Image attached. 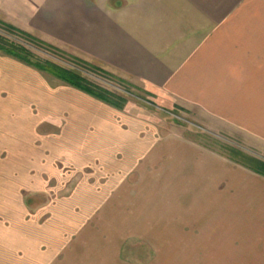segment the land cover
<instances>
[{"label":"crops","instance_id":"obj_1","mask_svg":"<svg viewBox=\"0 0 264 264\" xmlns=\"http://www.w3.org/2000/svg\"><path fill=\"white\" fill-rule=\"evenodd\" d=\"M0 19L164 97L264 104V0H0ZM38 71L0 57V209H14L0 212V264H129L133 240L159 254L173 240L176 264H231L238 245L237 264H264L245 216L151 174V139L109 131L121 110ZM44 122L55 127L40 134Z\"/></svg>","mask_w":264,"mask_h":264},{"label":"rangeland","instance_id":"obj_2","mask_svg":"<svg viewBox=\"0 0 264 264\" xmlns=\"http://www.w3.org/2000/svg\"><path fill=\"white\" fill-rule=\"evenodd\" d=\"M3 23L7 22L0 19V37L24 47L32 54L33 59L41 62L51 61L75 70L88 81L117 95L127 96L128 103L125 108L121 110L122 112L116 113L113 118L118 128L109 131L115 132V136H138L141 139H151L148 149L150 159L148 170L151 174L165 175L164 170H166V175L172 176V181L168 182H172V185L183 186L186 192L189 190L194 200L197 196L200 202H213L214 200L216 204L223 203L225 210H229L232 215L237 212L240 217L245 216L243 219L247 223L245 231L247 245L251 244L255 235L264 239V175L248 168L242 161L244 157L264 161V104L261 107L260 103L256 102V98L249 95L229 97L232 103L228 106L222 104L224 100L219 97L208 98V104L193 103V99L186 102L178 98L164 97L154 91L146 90L138 83L121 79L99 66L89 64L72 49L44 41L13 25L56 47L58 51L39 46L24 36L10 32L2 26ZM3 56L8 55L0 51V57ZM38 72L49 86L65 83L41 71ZM262 100L264 102V98ZM243 108L252 112V115V110L256 108L262 110L260 109L256 114V121L246 122L239 114V109ZM129 126L134 127L132 132ZM54 127L55 124L44 122L40 126L39 133L47 134V131ZM87 135H90V132ZM163 140L167 142L161 143ZM168 142H173V144ZM160 146L164 147L165 155L158 152ZM180 170L182 171V182L179 184L176 183L175 178L178 173L180 174ZM101 180L105 183L103 178ZM153 180L155 182V178ZM155 184L157 185L158 182ZM70 188L72 186L68 189ZM63 194H68V192ZM24 195L28 205L46 202L47 199L46 196L36 199L27 194ZM203 195L210 197L202 200ZM184 196L188 195L184 193ZM13 210V208H6L0 209V212L11 213ZM26 211H28V216H31L36 210L30 207ZM217 212L218 210L216 214ZM256 227H258V235L255 232ZM155 232L157 230L153 229L152 233ZM231 249L232 255L226 259L234 261L231 264H237L240 259L237 256L242 255L240 254L241 248L238 245L237 251H234L233 247ZM158 250L146 241L133 240L126 243L122 259L129 264H176L173 240L167 241L165 250H162L160 254ZM251 257L256 258L251 255L246 257L247 264L249 261L253 262Z\"/></svg>","mask_w":264,"mask_h":264},{"label":"trees","instance_id":"obj_3","mask_svg":"<svg viewBox=\"0 0 264 264\" xmlns=\"http://www.w3.org/2000/svg\"><path fill=\"white\" fill-rule=\"evenodd\" d=\"M2 26L8 29L10 32L17 33L22 37L24 36V38L29 39L39 46L46 47L52 50L55 49L56 51H58L56 47L40 40L39 38L31 34L15 28L13 25L3 23ZM0 51L4 52L10 57L23 62L26 65L34 67L44 74L58 78L66 84L80 89L119 110L124 109L126 104L128 103L127 96L117 95L101 86L92 83L75 70L68 69L51 61L41 62L39 60H35L32 58V54L27 49L20 45L10 43L2 37H0ZM242 161H244V165L248 168L261 175H264V161L245 157L242 159Z\"/></svg>","mask_w":264,"mask_h":264}]
</instances>
